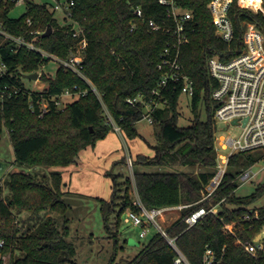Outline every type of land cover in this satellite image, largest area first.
<instances>
[{
    "label": "trees",
    "instance_id": "obj_1",
    "mask_svg": "<svg viewBox=\"0 0 264 264\" xmlns=\"http://www.w3.org/2000/svg\"><path fill=\"white\" fill-rule=\"evenodd\" d=\"M180 1L193 14L190 41L181 53L185 72L195 83V95L190 100L191 123L179 124L182 94L179 88L169 89L165 94L166 104L153 112L152 141L146 139L155 155L138 154L133 159V176L113 174L110 199L99 198L105 228L117 243L122 215L128 209L137 210L132 196L135 188L147 207L190 204L168 230L177 237L178 246L192 264H204L207 248L216 253L219 264H264L263 257L252 256L236 243L238 239L253 238L264 224V205L251 207L264 196V181L252 193L239 195L235 179L241 169L264 159V150L232 156L229 172L215 199L217 202L224 198L218 213H208L192 227L184 221L197 207L203 184L212 177L216 165L218 126L214 116L218 102L212 98V92L218 84L209 73L207 60L215 54L229 59L239 53L243 48V22H257L264 33V16L242 7L236 0L231 11L234 38L228 44L215 35L207 6L209 0ZM137 5L143 7L144 18H136L131 10V6ZM73 11L74 19L88 36L83 72L103 93L107 109L122 134L128 139L140 137L137 124L144 118L145 107L128 99L142 95L151 100L152 90L162 77L158 67L160 55L173 42V37L152 31L149 21L163 18L165 7L157 0H77ZM29 17L34 20L35 29L53 28L51 35L42 38L43 47L63 58L75 53L79 40L71 27L60 26L44 6L31 3L29 12L18 19L10 18L6 8L0 6V21L16 34L22 32ZM4 50L11 70L20 68L23 73H31L38 69L36 52L23 48L14 53L9 46ZM44 79L49 93L54 95L76 85L89 88L80 75L62 68L55 76ZM7 83L9 79H0V86ZM5 129L9 131L19 165L49 168L76 163L80 152L106 138L113 126L107 120L101 100L89 91L66 100L63 109L53 106L42 117L31 109L27 96L7 94L0 99V142ZM122 161L127 162V157ZM141 164L176 170L142 171ZM63 188L64 178L59 170L9 172L4 181L0 180V243L3 242L0 264H4L3 256L7 254L12 264H80L78 244L70 237L71 206L64 199ZM256 212L259 219L254 217ZM247 214L251 219L245 218ZM226 225L232 226L233 233L225 232ZM175 255L166 238L156 233L133 258L118 262L114 254L108 264H175Z\"/></svg>",
    "mask_w": 264,
    "mask_h": 264
},
{
    "label": "built area",
    "instance_id": "obj_2",
    "mask_svg": "<svg viewBox=\"0 0 264 264\" xmlns=\"http://www.w3.org/2000/svg\"><path fill=\"white\" fill-rule=\"evenodd\" d=\"M157 1L165 7V16L160 19H150V28L154 32L171 35L173 42L167 45L160 55L158 67L163 74L157 86L152 90V99L147 100L142 95L128 99L132 104L140 102L144 105L143 120H146L150 125L153 123L155 109L166 104L165 94L169 89L174 91L179 88L181 94L188 96L190 100L195 95L194 80L185 72L181 61L183 46L190 41L189 29L193 14L191 10L182 5L180 0ZM235 1L209 0L207 5L215 25V35L228 44L234 38V23L231 18V11ZM31 3L47 8L60 26H70L74 37L79 40L78 45L74 54L68 58H63L40 44L46 30L35 29L34 20L31 17L27 18L25 26L23 29L21 28L22 32L18 34L7 29L0 21V79L7 78L10 80V83L0 86V99H4L7 94L25 95L30 100L31 109L42 117L50 112L53 106L63 109L66 100L93 91L101 100L106 111L107 120L113 126V131L122 133L120 126L107 109L103 93L83 72L88 36L85 28L73 17V9L77 0H0V6L5 7L7 15L13 19H18L27 14ZM239 3L253 13H261L264 16V0H260L258 8L253 7L255 0H252V3H249L248 0H239ZM21 5L25 6V12L19 17L12 16V11ZM131 10L136 18H144V9L141 5L131 6ZM61 15L63 16L59 17ZM243 25L245 28L243 48L239 53L229 59L215 54L207 60L209 73L218 84L212 92V98L218 102L214 116L215 120L217 123L223 121L227 125L240 126L241 132L238 135H227L219 133L217 130L214 173L203 184L202 196L196 202L197 207L184 219L188 227L197 224L208 213H218L219 205L224 201V198L217 202L215 199L229 172L232 156L238 153L264 150V33L257 22L245 20ZM131 27L132 29L136 27L135 21L131 23ZM7 46L14 53L26 48L39 55V67L36 71L31 72L38 73L36 79L27 78L25 74L30 73H23L20 68L10 69L4 50ZM51 62L57 64V70L62 68L65 71H72L80 75L87 82L89 88L81 89L76 85L73 89L67 88L57 95L49 93V85L44 76H55L46 71ZM234 120H236V123H234ZM133 161V157L128 156L127 164L129 166L133 167ZM256 163L241 169L236 174L235 179L239 187L247 182L254 181L260 173L264 172L263 168L258 172L252 170ZM132 196L137 210H126L123 220L126 223L141 227V237L148 236L152 227L155 226L157 233L166 238L175 250L174 263L192 264L184 251L178 246L177 237L172 236L168 226L164 225L168 212L183 210L190 204L147 207L135 188L132 191ZM254 217L259 219V212H256ZM245 218L249 220L251 216L247 214ZM224 230L227 233H233L231 225H226ZM236 243L242 245L252 256L264 258V224L253 238L238 239ZM0 245H3V242ZM203 263L219 264L217 255L212 249L207 248Z\"/></svg>",
    "mask_w": 264,
    "mask_h": 264
},
{
    "label": "rangeland",
    "instance_id": "obj_3",
    "mask_svg": "<svg viewBox=\"0 0 264 264\" xmlns=\"http://www.w3.org/2000/svg\"><path fill=\"white\" fill-rule=\"evenodd\" d=\"M25 12V6L21 5L12 11V16L19 17ZM63 15L59 16L62 17ZM46 71L55 75L57 71V64L51 62ZM181 118L179 124L187 126L191 123L192 110L190 106V98L184 94L181 96L180 102ZM203 119H206V112L203 110ZM139 129H144L146 139L151 140L150 125L146 120H141L137 124ZM219 133L227 135H238L241 132L240 126L227 125L223 121L217 123ZM143 138L141 142L144 148H149V144ZM147 146V147H146ZM123 145L121 146V148ZM127 157V156H126ZM128 158V157H127ZM264 169V159L259 160L252 168L253 171L258 172ZM59 167H32L21 166L15 161V153L8 129H5L2 134L0 142V180L4 181L9 172L25 171V172H45L48 173L52 170H58ZM139 169L142 171H163V170H176L175 168H161L153 164H141ZM134 167L129 166L126 162H117L113 171H109L106 175L110 180L112 174H123L125 176H133ZM88 176L82 177V183ZM264 181V172L260 173L252 182H247L240 186L237 190L239 195H248L252 193L256 185ZM97 187L100 181L95 184ZM7 191V188L5 187ZM64 199L70 204L69 218H70V237L73 238L79 247L78 262L80 264H108L111 257L115 254L116 260L119 262L122 259H130L137 255L147 244L151 238L157 233V228L152 227L148 236L141 237V227L126 223L121 217L119 226V240L115 243L114 238L109 237L106 231L104 218L101 212V205L99 198L87 192H66ZM264 205V196L256 200L251 207H259ZM182 210H173L168 212L166 217L165 226H170L181 216ZM4 264H12L10 255L3 256Z\"/></svg>",
    "mask_w": 264,
    "mask_h": 264
},
{
    "label": "crops",
    "instance_id": "obj_4",
    "mask_svg": "<svg viewBox=\"0 0 264 264\" xmlns=\"http://www.w3.org/2000/svg\"><path fill=\"white\" fill-rule=\"evenodd\" d=\"M143 130L139 129L142 137L134 139H128L122 133L111 131L106 138L98 140L95 146L83 149L76 163L58 166L64 178L63 190L65 192H87L101 199H110L113 179L110 180L106 175L109 171H113L117 162H123L122 159L126 156H132L135 159L138 154L150 157L155 155L150 146L144 148L141 144L144 141L143 138L146 139ZM85 175L88 178L85 179V183H82V177ZM97 181H100L98 187L95 185Z\"/></svg>",
    "mask_w": 264,
    "mask_h": 264
},
{
    "label": "water",
    "instance_id": "obj_5",
    "mask_svg": "<svg viewBox=\"0 0 264 264\" xmlns=\"http://www.w3.org/2000/svg\"><path fill=\"white\" fill-rule=\"evenodd\" d=\"M52 32H53V28L49 26L43 36L44 37L49 36L52 34ZM25 76L30 79H36L38 77V73L34 72L30 74H25ZM234 123H236V120H234Z\"/></svg>",
    "mask_w": 264,
    "mask_h": 264
},
{
    "label": "clouds",
    "instance_id": "obj_6",
    "mask_svg": "<svg viewBox=\"0 0 264 264\" xmlns=\"http://www.w3.org/2000/svg\"><path fill=\"white\" fill-rule=\"evenodd\" d=\"M249 3H252V0H248ZM260 0H255V3L253 4V7L258 8L259 7Z\"/></svg>",
    "mask_w": 264,
    "mask_h": 264
}]
</instances>
